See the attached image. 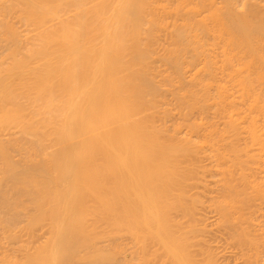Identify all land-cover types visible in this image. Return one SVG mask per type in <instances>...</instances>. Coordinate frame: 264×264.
I'll return each mask as SVG.
<instances>
[{
    "label": "bare ground",
    "instance_id": "1",
    "mask_svg": "<svg viewBox=\"0 0 264 264\" xmlns=\"http://www.w3.org/2000/svg\"><path fill=\"white\" fill-rule=\"evenodd\" d=\"M0 264H264V0H0Z\"/></svg>",
    "mask_w": 264,
    "mask_h": 264
},
{
    "label": "rangeland",
    "instance_id": "2",
    "mask_svg": "<svg viewBox=\"0 0 264 264\" xmlns=\"http://www.w3.org/2000/svg\"><path fill=\"white\" fill-rule=\"evenodd\" d=\"M42 233V232H41ZM39 234V233H38Z\"/></svg>",
    "mask_w": 264,
    "mask_h": 264
}]
</instances>
